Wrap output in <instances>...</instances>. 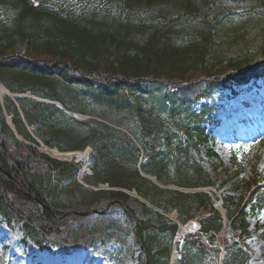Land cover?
Returning a JSON list of instances; mask_svg holds the SVG:
<instances>
[{"label":"trees","instance_id":"trees-1","mask_svg":"<svg viewBox=\"0 0 264 264\" xmlns=\"http://www.w3.org/2000/svg\"><path fill=\"white\" fill-rule=\"evenodd\" d=\"M210 4L211 0H40L34 6L32 0H0V82L13 93L30 91L37 97L59 101L72 112H86L94 118L80 121L53 104L16 97L25 121L37 125L44 143L50 147L64 151L93 145L92 173L84 178L87 184L136 190L166 211L176 209L181 222L195 219L200 223L198 232L184 236L176 264H219L222 248L224 264H245L247 253L239 243L249 238V225L243 208H228L225 228L209 193L162 189L140 173L141 170L152 175L166 185L188 188L212 185L207 170L190 154L191 148L201 146L207 148L209 155L215 154L201 125L210 113L206 105L199 114L190 112L191 107L231 81L243 83L264 73V29L257 17H263L264 10L253 11L248 28L238 33L229 24L238 22L244 14L233 17L229 11L217 10L211 15ZM115 17L117 21L113 22ZM94 21H102L99 35L90 28ZM115 23L117 28L127 29L116 33L119 38L109 33V25L114 27ZM249 28L262 36L259 50L238 49L223 56L220 40L227 39V45L240 46V40L251 34ZM229 31L231 35H227ZM20 44L26 45L25 54L20 53ZM78 72L84 78L77 76ZM156 79L177 88L175 92L161 91L160 101L164 112L183 116L177 115L178 122L173 126L184 130L188 145L177 143L166 153L156 150L144 138L165 131L161 116L152 109L147 116L155 113L157 121L151 118L150 123H142L131 116L134 125L128 127L129 131L140 139L146 157L139 167L140 151L130 136L97 120L99 117L118 123V115L80 109L77 101L81 94L88 95L91 91L96 103L103 107L111 106V98L119 97L115 105L124 111L134 92L152 94L154 88L159 89L161 84ZM84 82L90 85L89 91L69 85ZM3 100V106L0 100V216L7 223L21 224L24 235L36 245L55 247L89 246L91 233L102 236L109 231L98 224L107 226L106 229L117 226L105 212H100L98 224H94L100 232L83 228L81 214L62 210L64 203L59 196L63 192L67 197L77 195L86 205L108 199L110 210L124 206L135 217L125 205L130 196L123 190L87 188L76 180L78 163L40 152L14 100L6 94ZM100 104L97 105L102 110ZM7 114L17 133L33 144L16 138ZM252 185L245 190L249 203L255 200L253 206L260 208L264 204V188ZM145 212L151 217L146 220L135 217L134 227L143 264H168L173 238L180 228L158 212L147 207Z\"/></svg>","mask_w":264,"mask_h":264},{"label":"rangeland","instance_id":"rangeland-1","mask_svg":"<svg viewBox=\"0 0 264 264\" xmlns=\"http://www.w3.org/2000/svg\"><path fill=\"white\" fill-rule=\"evenodd\" d=\"M211 1L212 4H210V10H208L211 15L220 9L231 10V12L238 14L241 12L244 14L241 17L239 24H237V28L239 27L237 31L238 33L241 32L244 27H248L249 20L254 17L253 11H262V9H264V0ZM94 22L95 23L93 26H90V28L92 33L99 35L100 29L103 26L101 24L102 21ZM262 25L264 26V24ZM232 26L233 28L235 27V25ZM118 31H124V29L120 28L113 30L112 36L114 38H119L116 36ZM252 31L251 34L240 40V46L236 43H230V45H227V39L220 40L219 44L223 45L221 47L222 55L230 56V54L236 52L238 49L253 50L256 46L258 47L260 44L259 42L262 40V36L258 32H255V29H252ZM227 35H231L230 31ZM19 51L24 54L23 45L19 47ZM239 89L240 91L236 94L229 90L221 91V93L216 94V99L213 101L216 110V112H213L214 118L216 116V118L221 120V122L217 123V129L219 131L215 133L216 137L211 141V145L217 153V157H210L206 152V148H203L198 152L194 150L191 151V155L204 165L205 170L209 173L212 181H215L213 191L218 193L220 197L219 200H216V204L219 208H224L222 199H224L225 196H232V202L237 204L244 199L245 191L243 189L246 188L248 183L252 181L262 183L264 181V137L260 138L257 136L252 140L249 139V135H245L248 137L247 139L237 137L229 131L226 132L225 128L227 124H222V121L226 120V118H233L236 115L235 113H238L239 110H244L243 106H241L242 104L252 105L253 102L257 104L262 103V105H264V81L262 79L257 81L254 80L242 88H234L233 90L236 92ZM259 97H261L263 102L259 100ZM85 100L86 98H84V101ZM111 100L112 107L108 104L105 105L106 108L101 105L102 110L98 107V103H96V105H90L88 103L85 105L80 104L79 108L83 110L85 108L87 110L94 109L98 112L102 111L106 116L111 113H116L118 117H121L122 119L123 110H118V106L115 105V102H118L119 97L115 99L111 98ZM225 103L228 104L229 109L232 111L228 110V108L226 109L224 106ZM239 103H241V105H239ZM142 105H144V103ZM134 109L135 110L132 109V117L138 112L135 104ZM125 110H127V108ZM157 111L154 112L157 113ZM151 116L153 122L157 121L154 114ZM141 118L143 123H148V116L146 114L142 115ZM167 121L170 123H176L177 119L167 116ZM121 122L127 124V121L125 120H121ZM252 125L255 126L253 123ZM93 126L95 127L96 124H93ZM223 126L225 130L223 129ZM209 127L213 128L212 125ZM240 128H242V125H239L237 129ZM223 130L224 132H222ZM132 131L134 132L133 129ZM34 133L40 138L43 137L41 132L39 134L36 132ZM221 133L224 134L220 135ZM226 133L231 135V137H228ZM177 134L182 138L183 142L186 140V137L183 136L182 132ZM162 135L164 134L159 132V137L154 138L155 140L152 138L148 139L149 142L159 150L166 151L167 140L165 139V136L162 138ZM235 163L245 166V172H238ZM242 185L245 187L241 188ZM59 198L62 199L64 203L62 206L63 211L86 214L87 217L84 221H86L87 224L89 220L92 222V218L97 217L96 215L99 210L108 209L107 205L109 203L108 199L102 198L97 202L86 205L84 200L80 199L77 195L74 198L67 197L64 192ZM142 204L143 203L135 196H131L126 203L129 208L136 211V216L138 218L146 220L150 214L148 213V215L145 213V207H143ZM247 212L249 214L252 236L241 246L248 251L249 260L247 264H264V210L257 211L256 209L252 210L251 208H248ZM113 213L121 225L127 226L124 229L123 237L117 239L115 237H119V235L113 236V238L102 237L101 241L96 242L98 249H81L80 251H75L68 255H64L59 249H39L34 246L32 242L23 241L17 224L12 223L9 225L0 218V264H110L111 262L106 254L107 251H112V255L115 254L117 258H121L122 264H141L138 259V245L135 246L131 234L132 232L130 230L131 219H128L127 215L122 210L117 209Z\"/></svg>","mask_w":264,"mask_h":264},{"label":"bare ground","instance_id":"bare-ground-1","mask_svg":"<svg viewBox=\"0 0 264 264\" xmlns=\"http://www.w3.org/2000/svg\"><path fill=\"white\" fill-rule=\"evenodd\" d=\"M259 100L262 101V100H261V97H259ZM239 105H241V103H239ZM247 112H248V113H247L248 116H250V115H254V113H255V109H254V108H250ZM260 129H261V130H260ZM260 129H259L260 131H264V130H262V129H264V128L260 127ZM262 134H264V132H263ZM78 155H79V158L82 159V161L86 162V161H87V158H88V156H89V152L86 151V152H83L82 154H78Z\"/></svg>","mask_w":264,"mask_h":264}]
</instances>
